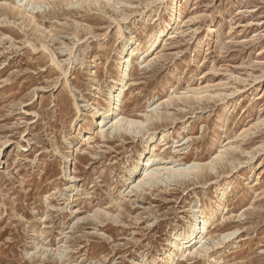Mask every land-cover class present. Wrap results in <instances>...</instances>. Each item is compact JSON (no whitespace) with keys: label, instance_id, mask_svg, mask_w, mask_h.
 <instances>
[{"label":"rangeland","instance_id":"obj_1","mask_svg":"<svg viewBox=\"0 0 264 264\" xmlns=\"http://www.w3.org/2000/svg\"><path fill=\"white\" fill-rule=\"evenodd\" d=\"M127 1L32 2L26 21L0 0V264H151L192 210L216 208L225 182L203 230L209 249L172 264H264V0H176L175 21L166 0ZM116 22L141 48L164 30L152 55L133 56L119 108L158 115L102 139L83 104L101 111L118 76ZM162 134L146 148L153 164L202 168L128 192L143 141Z\"/></svg>","mask_w":264,"mask_h":264},{"label":"bare ground","instance_id":"obj_2","mask_svg":"<svg viewBox=\"0 0 264 264\" xmlns=\"http://www.w3.org/2000/svg\"><path fill=\"white\" fill-rule=\"evenodd\" d=\"M43 1H45V0H16L15 4L13 3L10 5L8 2L9 5L7 4V7L9 8V10H11L13 12L16 11L19 15H21L22 16L21 19L23 18L26 21L27 20L31 21L32 16H33V15H31L32 14V7H31L32 2H36V3L40 2L41 3ZM61 1L65 4H70V5L73 3V2H71V0H61ZM76 1L86 3V4L99 5V6L104 4V5H108L110 8L111 7L115 8L116 7L115 5H118L119 3L131 4V2H129L127 0H76ZM174 1H176V0H166L165 1V2H167L165 9L167 11L168 16L170 17V19L172 21H175V19H176V15L173 18L171 15V13H173V11H174V6L172 4V3H174ZM79 2H78V4H79ZM177 16H179V15H177ZM112 20H113V18H112ZM114 21H115V19H114ZM117 24H118L117 25L118 26V35L120 37H122V40H121L122 45H121V48L118 50V59H119L117 61L118 76H117L116 80H114V85L109 87L108 93L106 94V96L103 99L105 105L103 106L101 111L99 110L100 112L98 110L97 111L94 110L95 108L90 110L91 107L90 108L88 107V102H86V101L83 104V108H85V110H89L88 112L90 113V115L93 119L97 117L96 118V126H97L98 132H99L98 135L102 139H105L107 131L115 132V133H127V134H135L134 131L135 132L137 131L136 133H139L140 130L145 127L146 123H148L152 118L157 117L156 115H158L156 113H154L156 115H152V114L149 115L147 113H144L143 119H134L132 117H128L124 114H121V111L119 110V108H120V104H121L122 88L126 85L125 76L127 75V72L129 71V65H130V62H131L133 56L138 55L139 57L140 56L143 57V56L152 55L154 53V50H155L157 43L160 40V37L163 36V34H164V30L160 28L158 31L154 30V32H151L150 34H148L146 36L147 38L145 40L144 46L141 48L140 44L137 43L132 37H129V38L124 37L123 32L119 26V23H117ZM37 27H38V25H37ZM40 29H39V27H38V30L36 29L37 31H39L38 33L40 35H42L44 37L46 35H50V36L52 35V33L47 32V31H49V29L48 30H47V28L45 29L48 34L47 33L44 34L45 31H42ZM41 38H43V37H41ZM41 44L43 45V42ZM43 48H47V46L45 47V45H44ZM51 61L56 66H58L59 68L61 67V66H59V65H61L60 62L57 61V58L55 56H52ZM60 70L63 72V70L61 68H60ZM197 93H196V95H198ZM79 136L81 138H83V140H87L90 138V137H85V135L82 134L81 131L79 132ZM164 136L165 135L162 134L159 138L156 137L155 139H153L154 136H149L143 141L144 142L143 150L138 153V158L133 161L132 165L128 168V171H127L129 177L126 180L134 177V179L128 183V184H130L132 182L134 183L132 185L130 191H128V192H133V190L136 191L137 188L141 189V187H144L145 185L146 186H154V185H156L155 183H157L158 180H160V178H163L164 175L166 176V178L167 177L173 178L172 180H174L177 178H181L184 176L186 177V176H189L191 174L198 173L200 171V169L202 168L203 164L199 163V162H195V161L190 163V164H182V166L181 165H179V166H173V165L172 166H166V164H164V165L153 164V161H154V154L153 153L154 152H153V150H151V153H149V152H147L146 148L147 147L148 148L149 147H151V148L155 147L157 141H164L165 140V139H163ZM175 144H177V143H175ZM164 145H167V142H165ZM169 147H172V145H169ZM225 151H226L225 149L222 151L218 150V153L211 160H209L208 163L206 164L208 166V168L213 170L215 167V163H214L215 160L221 158L225 154ZM72 160H73V157H72L71 153L64 156V159H63L64 176H66L68 178L69 182H74V177L73 176L71 177L70 173L66 174L65 168H67L71 164ZM229 185L230 184L228 182H225L216 191V198L217 199L214 202L216 208L220 207V201H222L224 199V197L228 191ZM216 208L214 206H212L209 208L208 212H206V213H203L200 209L192 210L191 220L189 221L187 227L184 228L180 233H178V231H174L171 235V238L169 239L167 248L162 253H159L157 255V257L152 258L148 263L152 264L157 260V261L163 262L164 264H172V262L174 261V257L177 256L178 253H180V255L184 257L185 254L194 255L197 253L200 254L201 252H206L209 249V244L206 243V240L202 241L204 239L203 230H205V229L207 230L209 228V221H210L211 217L214 215ZM76 212H77V210L75 211V213ZM195 212H200V216L196 217L197 213L195 214ZM95 215H97L96 217H98L99 214H95ZM78 220H80V218ZM231 235H232V233L223 234L221 236V239H226L227 237H229ZM216 244H218V243H216ZM40 245H42V243ZM196 245H199V247L196 250L192 251V249L195 248ZM55 249L57 251L59 250V248H55ZM143 264H147V262L144 261Z\"/></svg>","mask_w":264,"mask_h":264}]
</instances>
